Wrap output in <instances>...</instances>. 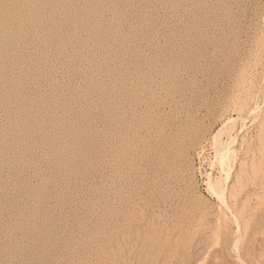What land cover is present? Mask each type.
<instances>
[{"label": "rangeland", "instance_id": "1", "mask_svg": "<svg viewBox=\"0 0 264 264\" xmlns=\"http://www.w3.org/2000/svg\"><path fill=\"white\" fill-rule=\"evenodd\" d=\"M263 22L264 0H0V264H147L163 212L192 227L183 264H241L233 212L264 262Z\"/></svg>", "mask_w": 264, "mask_h": 264}, {"label": "bare ground", "instance_id": "2", "mask_svg": "<svg viewBox=\"0 0 264 264\" xmlns=\"http://www.w3.org/2000/svg\"><path fill=\"white\" fill-rule=\"evenodd\" d=\"M2 1V0H1ZM114 3V2H113ZM46 6V5H45ZM50 6V5H49ZM44 7V6H43ZM115 9V8H114ZM114 12H115V10H114ZM117 16V15H116ZM263 17V16H262ZM117 18V17H116ZM41 19V18H40ZM139 19V18H138ZM263 20V19H262ZM115 22V21H114ZM117 22V21H116ZM240 23V22H239ZM264 23V22H263ZM142 25V24H141ZM263 27H264V25H263ZM48 31V30H47ZM262 31V30H261ZM264 31V30H263ZM260 33V32H259ZM44 34V33H43ZM103 34V33H102ZM55 35V34H54ZM43 42V41H42ZM86 45V44H85ZM58 49V48H57ZM259 49V48H258ZM229 60H230V58H229ZM180 61V60H179ZM193 61V60H192ZM190 68V67H189ZM194 72V71H193ZM107 74V73H106ZM108 75V74H107ZM235 77V76H234ZM236 78V77H235ZM124 80V79H123ZM243 80V79H242ZM264 80V79H263ZM121 81H122V79H121ZM125 81V80H124ZM247 82V81H246ZM235 83V82H234ZM243 84V83H242ZM228 87V86H227ZM236 87H237V85H236ZM239 87V86H238ZM246 88V87H245ZM240 89H242V88H240ZM238 90V89H237ZM244 90V89H243ZM264 90V89H263ZM86 91V90H85ZM235 91V90H234ZM251 91V90H250ZM255 91V90H254ZM262 91V90H261ZM226 92V91H225ZM229 93V92H228ZM233 93V92H232ZM251 93V92H250ZM259 93L261 94L262 92H258V97H259ZM264 93V92H263ZM226 94V93H225ZM224 94V95H225ZM242 94V93H241ZM253 94H254V92H253ZM256 95V94H255ZM234 96V95H233ZM239 96H240V94H239ZM257 96V95H256ZM263 96V95H262ZM261 96V97H262ZM249 97H250V95H249ZM233 98V97H232ZM252 98H254V97H252ZM264 98V97H263ZM257 99V98H256ZM235 100V99H234ZM244 100H245V98H244ZM249 100V99H248ZM259 100V99H258ZM254 101H255V99H254ZM82 102V101H81ZM262 102H263V100H262ZM261 102V103H262ZM238 103V102H237ZM236 103V104H237ZM258 103V102H257ZM257 103H255L254 104V106H257ZM264 103V102H263ZM240 104H242V103H240ZM251 104V103H250ZM243 105V104H242ZM259 105V104H258ZM264 105V104H263ZM241 106V105H240ZM253 106V105H252ZM259 107V106H258ZM258 107H256V108H258ZM262 107V106H261ZM1 108V107H0ZM247 108H249L248 106H247ZM260 110H263V109H261L260 108ZM250 111V110H249ZM257 112H259L257 109H255V107H253V109H251V112H248V113H244L245 114V116H243V117H240V119L238 118V120H242L243 122L246 120V119H248L249 117L251 118L253 115V113H256L257 114ZM261 112V111H260ZM263 112H264V110H263ZM227 113H228V111H227ZM237 113V112H236ZM242 112H240V114H241ZM259 114H261V113H259ZM252 115V116H251ZM257 116V115H256ZM261 116V115H260ZM54 117V116H53ZM77 117V116H76ZM239 117V116H238ZM254 117V116H253ZM252 117V118H253ZM252 118H251V120H252ZM257 118V117H256ZM255 118V119H256ZM231 119V118H230ZM233 119V118H232ZM231 119V120H232ZM259 119V117L257 118V120ZM227 120H229V119H226V121H225V123L227 122H231L232 123V121L230 120V121H227ZM234 120V119H233ZM237 120V121H238ZM242 121H238V122H242ZM253 121V120H252ZM242 122V123H243ZM255 122H257V121H255ZM261 124V126L260 125H258V126H260V128H259V135L257 136V137H259L260 139H261V141L259 142L260 144H261V142H262V144H264V114L261 116V118H260V121H259ZM224 123V124H225ZM226 123V124H227ZM258 123V122H257ZM57 124V123H56ZM59 125V124H58ZM234 125V124H233ZM236 126H237V123L235 124ZM234 125V126H235ZM222 126H223V129L225 128L224 126L225 125H223L222 124ZM230 126V125H229ZM233 126V127H234ZM243 126V125H242ZM241 126V127H242ZM257 126V125H256ZM257 126V127H258ZM211 127V126H210ZM227 128H228V130H229V127L228 126H226ZM235 128V127H234ZM243 128V127H242ZM220 129H222V128H220ZM219 129V130H220ZM222 129V130H223ZM217 131V133H216V135H214V138L213 139H211L212 140V142L215 144V142L216 143H219L220 142V140H219V138H218V141H215L216 139H217V136H218V134H223L222 132L220 133V131H222V130H220V131ZM225 130V129H224ZM233 129H232V127H231V131H232ZM227 131V130H226ZM225 131V132H226ZM224 132V133H225ZM231 133V132H230ZM226 134H228V132H226ZM236 134L237 133H235V135H233L232 137L234 138V136L236 137ZM218 137H220V136H218ZM229 137H230V135H229ZM221 138V137H220ZM228 138V137H227ZM231 138V137H230ZM255 140V139H254ZM257 140V139H256ZM225 141V140H224ZM233 142H234V139H231V140H229L228 141V143H225L226 145L225 146H222V141H221V143L222 144H219L220 146H222L221 148H223V149H219L218 151L216 150V151H214L215 153H216V155H215V157H217L218 158V160H219V162L221 163V164H219V165H221V166H224V163L223 162H225V160L227 159V160H229L230 159V157H231V160H233L234 158H235V156L237 155H235L234 156V158H233V155H231V153H235L234 152V149H233V147H234V145H233ZM251 142V141H250ZM213 143H211L212 145H213ZM258 143V144H259ZM211 145V147H213V148H215L214 146H212ZM216 146H218V144L216 145ZM219 146V147H220ZM260 146V145H259ZM174 148V147H173ZM255 148V147H254ZM216 149H217V147H216ZM261 149H264V148H261ZM260 149V150H261ZM250 150V149H249ZM236 151V150H235ZM257 153V152H256ZM258 153H260V152H258ZM249 154V153H248ZM218 155H219V157H218ZM230 156V157H229ZM171 157V156H170ZM173 157V156H172ZM253 157V156H252ZM229 158V159H228ZM233 158V159H232ZM250 158V157H249ZM254 158V157H253ZM170 160V159H169ZM172 161V160H171ZM252 161V160H251ZM254 161V160H253ZM231 161H229V162H227L226 161V163L228 164V163H230ZM234 162V161H233ZM233 162H232V164H233ZM255 163V162H254ZM260 163V162H259ZM223 164V165H222ZM227 164L225 165V168L227 167ZM243 164V163H242ZM245 164V163H244ZM257 165V164H256ZM221 166H219V167H221ZM230 166H231V164H230ZM240 166V165H239ZM242 166V165H241ZM255 166V165H254ZM260 166V165H259ZM253 167V166H252ZM232 168V167H231ZM231 168H229V166H228V169L226 170V171H224L223 169H222V167H221V171H220V169H219V171L220 172H222L223 173V177H221L220 178V175H219V179L217 178L216 180H211V179H208V181H207V183H206V188H208L209 190L208 191H210L211 192V194L213 195L214 194V196H216L215 198H218L219 200H220V204H221V206H223L224 208H227V206H228V204H226L227 202H225V188H224V185H223V182H225L226 181V179L228 178V174H229V171L231 170ZM256 168V167H255ZM230 169V170H229ZM253 169V168H252ZM260 169V168H259ZM258 169V170H259ZM255 170V169H254ZM257 170V171H258ZM220 172H219V174H220ZM176 175V174H175ZM174 176V175H173ZM178 176V175H177ZM238 176V175H237ZM178 178V177H177ZM236 178H239V176L238 177H236ZM237 180V179H236ZM226 184V183H225ZM228 186V185H227ZM163 193V192H162ZM230 195V194H229ZM231 196V195H230ZM233 196V195H232ZM236 198V197H235ZM234 198V199H235ZM232 199V198H231ZM150 200V199H149ZM146 201V200H145ZM168 202V201H167ZM164 204H165V201L163 202ZM162 203V204H163ZM153 204V203H152ZM158 204V203H157ZM167 204V203H166ZM147 205V204H146ZM176 205V204H175ZM245 205V204H244ZM145 206V205H144ZM167 206V205H166ZM242 206H243V204H242ZM153 207V206H152ZM168 207V206H167ZM171 208V207H170ZM229 208V207H228ZM242 209V208H241ZM166 210H168L167 208H166ZM236 210V209H235ZM33 211V210H32ZM160 211V210H159ZM159 211H158V213H159ZM165 211V210H164ZM219 211V210H218ZM240 211V210H239ZM242 211V210H241ZM205 212V211H204ZM228 212V211H227ZM231 212V211H230ZM233 212V211H232ZM231 212V213H232ZM230 213V214H231ZM234 213V212H233ZM233 213H232V215H230L231 216V220H229V218L230 217H228V215H227V217H226V215L225 214H223V211H222V217H226V220H227V218H228V220L230 221V223L231 224H234L235 225V227H236V232L234 233V232H231V235H230V237H231V239H230V248H231V250H232V252L234 251V254L237 256V259L241 262V264H245L246 262H244L243 263V261H242V259H240V257H239V254H237V253H239V248H240V243H241V237H242V233H241V230H242V228L244 227V224L242 225V220L239 218V215L238 214H240L241 212H239V213H237L236 214V216L235 215H233ZM148 214V213H147ZM206 214V213H205ZM205 214H203V215H205ZM219 214V213H218ZM229 214V213H228ZM242 215V214H241ZM171 216V215H170ZM201 218V217H200ZM218 218V217H217ZM148 219H150V218H147V219H145V224L143 225V228H142V230L140 231L141 233H140V235H137V237H136V239H135V242L136 243H138L139 244V246H140V251L142 252V254H143V256H144V259H145V261H146V263L147 264H183V262H184V259H185V257H186V254L183 252V247H184V245H185V242H186V238H188L187 237V233H188V231H189V227H191L189 224H188V221L186 222H183L182 220H180V219H175V220H173V219H170L169 217H167V214L165 213V212H163V213H161V214H159V215H157V219H156V217L155 218H153V219H150V220H148ZM156 219V220H155ZM205 219H206V217H202L201 219H199L200 220V222L201 223H199V224H203L204 223V221H205ZM143 220V219H142ZM198 220V221H199ZM218 220V221H217ZM222 220V219H221ZM226 220L222 223V224H217L216 225V227L214 226V224H213V226H214V228H212V232H211V235H210V237H211V244L208 246H205L203 249H202V251L200 252V256H202V257H204L205 255H204V253L205 254H207V255H209L210 253H211V251L209 250V248H211V246H214V245H217V244H219L220 243V236H221V234H222V232H223V230L224 229H227V226H229L228 225V223L226 222ZM198 221H197V223H198ZM215 221H217V223L219 222V219H216ZM141 223V222H140ZM259 223V222H258ZM197 225V224H196ZM212 226V227H213ZM196 227H201V226H196ZM202 227H203V225H202ZM192 228V227H191ZM141 229V228H140ZM205 232V231H204ZM19 233V232H18ZM256 233V232H255ZM136 234V233H135ZM252 234V233H251ZM133 235V234H132ZM254 236V235H253ZM125 237V236H124ZM127 237V236H126ZM116 239H118V238H116ZM123 240V239H122ZM118 241V240H117ZM116 241V242H117ZM124 241V240H123ZM43 242V241H42ZM112 242V241H111ZM122 244H124V243H122ZM131 245V244H130ZM119 246V245H118ZM132 246V245H131ZM134 246V245H133ZM115 247H116V245H115ZM124 247H125V245H124ZM130 247V246H129ZM126 249V248H125ZM130 249V248H129ZM131 250V249H130ZM116 251V250H115ZM127 251V250H126ZM137 252V251H136ZM47 253V252H46ZM128 253V252H127ZM140 253V252H139ZM124 254V253H123ZM233 254V253H232ZM242 254V253H241ZM112 255H113V253H112ZM127 256H129L128 254H126ZM38 256V255H37ZM133 257V256H132ZM15 258V257H14ZM123 258V257H122ZM121 258V259H122ZM138 258V257H137ZM243 258V257H242ZM115 259H116V257H115ZM127 260V259H126ZM202 260H204V258L203 259H201V261ZM257 260V259H256ZM121 262V261H120ZM239 262V263H240ZM204 264V263H203ZM259 264H264V262L263 261H259Z\"/></svg>", "mask_w": 264, "mask_h": 264}]
</instances>
